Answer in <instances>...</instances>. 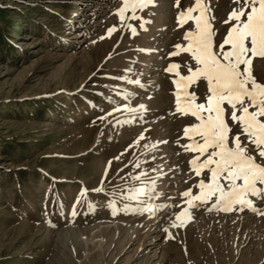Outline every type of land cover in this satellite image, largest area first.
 <instances>
[{
	"label": "rangeland",
	"instance_id": "rangeland-1",
	"mask_svg": "<svg viewBox=\"0 0 264 264\" xmlns=\"http://www.w3.org/2000/svg\"><path fill=\"white\" fill-rule=\"evenodd\" d=\"M174 2L156 0L138 11L151 21L144 31L141 20L121 24L115 14L121 0H0V264H264V215L209 212L210 201L189 209L184 226L170 227L188 208L181 193L200 179L189 172L196 154L180 146L189 142L183 129L193 121L170 114L175 76L164 69L179 63L187 74L183 64L191 62L188 53L169 56L174 45L186 43L189 27H177ZM193 2L181 0V8ZM209 3L219 44L236 5ZM114 25L118 30L109 36ZM252 72L264 82V59L253 61ZM196 90L202 96L205 83ZM140 104L143 119L130 111L108 115ZM141 134L145 139L134 144ZM136 160L140 168L129 163ZM109 161L104 192L91 191ZM141 171L159 177L163 195L148 200L150 211H120L125 203L145 207L121 195L142 186L127 179ZM82 188L87 196L77 203ZM254 203L264 212V200Z\"/></svg>",
	"mask_w": 264,
	"mask_h": 264
},
{
	"label": "snow or ice",
	"instance_id": "snow-or-ice-1",
	"mask_svg": "<svg viewBox=\"0 0 264 264\" xmlns=\"http://www.w3.org/2000/svg\"><path fill=\"white\" fill-rule=\"evenodd\" d=\"M232 2L236 7L223 22L228 25V29L219 44H216L214 39L218 30L213 28L212 21L215 17L212 15L209 0H194L187 8H181V0H175L173 5L179 9L176 17L177 27L184 28L185 25L189 27L185 29L183 35L186 43L174 45L175 51L169 56L188 53L191 62L183 64L187 74L181 73L182 65L179 63H170L164 69L175 76L173 80L175 111L170 114H179L193 121L183 129L182 138L189 142L180 146L185 152L196 154L189 161V172L194 173L195 177H200L196 184L181 193L188 208L175 215L170 224L173 228L184 226L185 221L182 217H191L189 209L206 206L210 201L211 206L207 207L209 212L231 213L248 209L258 215H264L254 203V200H264V82H259L252 72L253 61L256 58L264 59V0ZM154 6L156 0H121V7L115 14L121 24L126 20H141L139 27L147 31L145 24H150L151 21L144 20L137 12ZM127 27L132 35L138 34L131 24H127ZM117 30L114 25L108 29V35ZM130 82L141 84L140 80ZM201 82L206 85L202 96L198 95L196 90ZM145 110L144 104L136 108L124 105L123 109L114 107L108 115L117 111H130L141 113L140 118L143 119ZM98 119L103 120L105 117L101 116ZM131 122L117 120L121 125ZM143 139L145 137L141 134L134 144H139ZM176 143L180 144V140L178 139ZM123 155L124 153L120 154ZM120 156L113 159L119 160ZM129 163L135 168L141 167L139 160ZM111 164L112 161H109L100 186L91 191L104 192L103 184ZM158 178L150 177L147 171L128 173L127 179L140 182L142 186L132 185L124 188L121 195L124 199L136 200L145 207L130 209L129 204L125 203L119 210L125 212L152 210L148 200L158 199L163 195L156 189ZM189 178H192L191 175ZM193 188L199 190L195 195ZM87 192V189L82 188L76 202L79 203L81 198H86ZM142 196L148 199L140 200ZM115 205V200L109 201L108 206L114 215L118 211ZM88 207L93 209L94 205L89 203ZM156 207L163 210L169 205L159 204ZM76 214L73 208L72 215ZM164 231L168 233L169 230L165 228Z\"/></svg>",
	"mask_w": 264,
	"mask_h": 264
}]
</instances>
